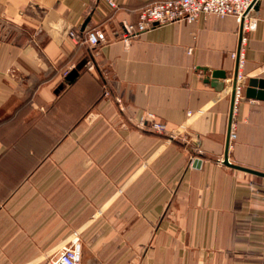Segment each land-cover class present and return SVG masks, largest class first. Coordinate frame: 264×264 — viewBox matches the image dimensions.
Wrapping results in <instances>:
<instances>
[{"label": "crops", "instance_id": "1", "mask_svg": "<svg viewBox=\"0 0 264 264\" xmlns=\"http://www.w3.org/2000/svg\"><path fill=\"white\" fill-rule=\"evenodd\" d=\"M110 1L0 0V264H48L75 239L80 264H264V176L223 164L264 174V100L237 104L226 149L235 18L124 44L122 24L157 0ZM254 18L248 82L264 79V0ZM94 28L109 42L69 36ZM147 113L182 138L140 130Z\"/></svg>", "mask_w": 264, "mask_h": 264}, {"label": "built area", "instance_id": "2", "mask_svg": "<svg viewBox=\"0 0 264 264\" xmlns=\"http://www.w3.org/2000/svg\"><path fill=\"white\" fill-rule=\"evenodd\" d=\"M110 7H115L110 0H106ZM258 0H157L151 5L141 9L137 21L134 24L124 23L119 31V39L128 44L148 30L170 23H194L200 16H217L220 18L232 16L238 24V47L232 56L236 59L237 70L232 80L225 86L224 91L231 96V106L228 120V141L236 138V123L234 114L237 104L245 97V89L248 80L243 73V51L246 45L247 35L254 27V11ZM70 38L96 48L108 43L106 34L101 29H91L85 32L82 38H78L74 32H70ZM88 69L92 70L90 64ZM103 99L114 101L122 105V100L113 96L107 86L103 89ZM123 111V108L120 109ZM137 127L145 132L163 136L168 141L182 138V132L178 129L169 130L167 124L152 114H145L136 122ZM196 153L202 155V151L196 148ZM80 246L75 239L61 248L59 252L49 258L48 264H80Z\"/></svg>", "mask_w": 264, "mask_h": 264}, {"label": "water", "instance_id": "3", "mask_svg": "<svg viewBox=\"0 0 264 264\" xmlns=\"http://www.w3.org/2000/svg\"><path fill=\"white\" fill-rule=\"evenodd\" d=\"M76 71L73 70L70 75L67 77L68 79L72 78L75 75ZM212 78L214 79H225V73L222 71H213L211 74ZM245 97L246 98H250V99H256V100H264V79H251L248 84H247V88L245 89ZM229 146V141L227 138V143H226V149ZM223 164L234 168V169H238V170H242L251 174H255V175H262L264 176V174H261L259 172H256L254 170H250L247 168H243L240 166H236L234 164H231L228 159L227 156L224 157V161ZM199 165V161L196 160L193 163V166H198Z\"/></svg>", "mask_w": 264, "mask_h": 264}, {"label": "trees", "instance_id": "4", "mask_svg": "<svg viewBox=\"0 0 264 264\" xmlns=\"http://www.w3.org/2000/svg\"><path fill=\"white\" fill-rule=\"evenodd\" d=\"M74 33L76 34V36L79 38V33L77 31H74ZM67 65V61H61L58 64V70L56 72H53L48 79H50V77L54 76L57 74L58 71H61L64 69V67Z\"/></svg>", "mask_w": 264, "mask_h": 264}]
</instances>
